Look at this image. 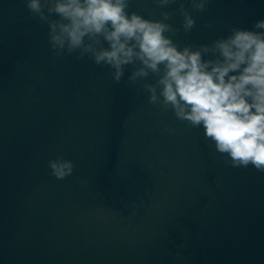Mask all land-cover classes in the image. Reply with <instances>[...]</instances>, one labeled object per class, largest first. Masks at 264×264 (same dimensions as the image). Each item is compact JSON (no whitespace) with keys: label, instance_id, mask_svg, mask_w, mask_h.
Returning <instances> with one entry per match:
<instances>
[{"label":"water","instance_id":"1","mask_svg":"<svg viewBox=\"0 0 264 264\" xmlns=\"http://www.w3.org/2000/svg\"><path fill=\"white\" fill-rule=\"evenodd\" d=\"M192 15L173 36L181 48L233 26L264 31V0H210ZM77 57L53 52L25 0H0V264H264V172L232 167L202 127L149 103L144 81L127 83L131 65L115 83ZM58 157L74 163L63 179L49 167Z\"/></svg>","mask_w":264,"mask_h":264},{"label":"clouds","instance_id":"2","mask_svg":"<svg viewBox=\"0 0 264 264\" xmlns=\"http://www.w3.org/2000/svg\"><path fill=\"white\" fill-rule=\"evenodd\" d=\"M185 2L155 0L161 18L150 19L129 13L130 0H25L31 14L48 24L56 55H87L109 66L115 83L131 65L127 83L144 81L149 103L202 127L205 139L232 167L251 165L264 172V31L233 26L227 37L181 48L173 36L181 28L191 32L192 12L205 11L210 0H187L190 8ZM177 3L178 8L165 10ZM176 13L182 16L180 27L169 22ZM254 29L264 30V19ZM151 74L158 77L154 83L147 81ZM49 167L57 179L74 171L73 161L63 157Z\"/></svg>","mask_w":264,"mask_h":264}]
</instances>
